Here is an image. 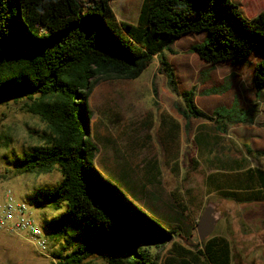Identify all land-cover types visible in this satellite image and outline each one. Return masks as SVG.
<instances>
[{
	"label": "trees",
	"instance_id": "1",
	"mask_svg": "<svg viewBox=\"0 0 264 264\" xmlns=\"http://www.w3.org/2000/svg\"><path fill=\"white\" fill-rule=\"evenodd\" d=\"M242 5L243 0H143L133 24L116 18L110 0H0V103L25 98L24 110L46 126L37 144L13 158L14 171L46 174L57 168L61 174L56 186L31 195L38 207H65L46 221L69 249H51L54 264H155L153 250L173 240V228L140 209L95 166L87 99L99 80L136 79L154 58L176 93L174 70L162 52L198 33L203 40L189 50L212 65L239 63L260 52L251 82L256 94L262 91L264 9L248 17ZM194 90L182 91L183 106H175L185 131L191 118L212 121L221 133L227 124L246 121L235 104L204 112ZM206 188L237 202L262 201L264 169L218 168L207 175ZM175 252L179 264H231L222 235L209 236L195 251Z\"/></svg>",
	"mask_w": 264,
	"mask_h": 264
},
{
	"label": "rangeland",
	"instance_id": "2",
	"mask_svg": "<svg viewBox=\"0 0 264 264\" xmlns=\"http://www.w3.org/2000/svg\"><path fill=\"white\" fill-rule=\"evenodd\" d=\"M136 1L143 0H110V5L118 17L125 15L124 9L135 8L137 21L140 7ZM242 6L246 16L253 17L264 9V0H243ZM123 21L133 23L132 19L124 18ZM202 37L203 34L182 36L172 44L171 50L162 52L174 70L176 93L169 87L157 58L136 79L111 78L99 80L94 85L87 99L90 113L87 129L97 146L94 164L140 209L175 231L170 243L153 250L155 264H179V258H175L178 247L196 250L200 242L195 226L207 205L214 207L216 218L211 235L227 238L231 264H264V202H237L206 188L208 170L214 166L226 168L219 162L210 164V155L222 161L247 156L249 164L264 168V98L263 102L260 98L256 103V114L250 112L247 117L251 123L227 124L222 133L212 121L191 118L188 129H184V148H177L185 123L175 108L183 106L180 94L192 87L195 80L200 81L212 72L200 69L199 58L189 50ZM260 58V52H255L248 62L228 66L242 65L245 83L250 78L252 63ZM222 65L220 63L214 70V75ZM212 79L211 83L217 82L216 78ZM25 102L27 99L20 98L0 103V204L7 190L17 201L27 204L47 240L46 253L50 256L51 249L69 250L67 245L65 250L62 248L65 246L62 236L54 234L46 224L65 207L57 211L49 205L38 207L31 195L37 188L56 186L61 174L57 168L46 174L14 171L13 158L22 155L28 146L37 144L39 135L46 129L36 116L24 110ZM198 130L209 133L216 140L212 154L202 151L200 157L194 155L191 137ZM249 137L263 147L248 144L251 151H246ZM54 237L57 240L53 243ZM172 255L175 259L169 260ZM0 263L54 264L51 256L39 254L25 235L2 230Z\"/></svg>",
	"mask_w": 264,
	"mask_h": 264
},
{
	"label": "crops",
	"instance_id": "3",
	"mask_svg": "<svg viewBox=\"0 0 264 264\" xmlns=\"http://www.w3.org/2000/svg\"><path fill=\"white\" fill-rule=\"evenodd\" d=\"M142 2L143 1H136L137 6L139 5V7H141L140 3L142 4ZM134 11H135V8L124 9L125 15H121L120 17H118L114 11L113 12L115 13L116 18L119 21H123L124 18L132 19L133 24H135L137 21H135V13L136 12H134ZM139 11H140V9H139ZM138 14H139V12H138ZM198 34H203V33H198ZM204 36L205 35L203 34L202 40H203ZM170 49H171V47H170ZM260 55H261V53H260ZM250 57L246 60V62H248L250 60ZM257 61L253 62L252 66H254V64ZM200 62L202 64V67L200 69H203V70L205 69V71L211 70L212 72H209V74L204 79H202L200 81L195 80L194 83L192 84V87L195 88V94H194L195 104L201 110H203L204 112H206L208 114L212 113L213 110L216 108L231 109L232 105L235 104V109L245 112L244 114L246 115L245 116L246 121L245 122L244 121L243 122H237V123H233V124L235 125L238 123H247V122L251 123V121H249L247 117H249L250 112H253L254 115L256 114V112L258 111V107L256 106V103L258 102V100L260 98H262L261 102H263V98H264V89L256 94L255 88L252 85L251 75H252L253 68L251 70L249 80L244 83V81H243L244 79L242 77L243 73H242L241 68H240L242 65L240 67H230V66H228V64H237V63L222 62L221 63V64H223L222 66H226V67L221 66L218 69V72L214 75L213 72H214V70H216V68L218 66H220V63L212 65V64L206 63L202 60H200ZM212 78H216L217 82L214 84L211 83V81L213 80ZM197 95L201 96V98L200 97L198 98ZM184 140H185V136H184V128H183L181 139L178 142V143H180V145L178 144L179 146H177V148L180 149V146H181V149L184 148V145H185ZM191 142H192V149L194 150V155L196 157H198V156L200 157L202 151H207L208 154H212V150L214 149V145L216 144V140H214V138L209 133H206L205 131H201V130H198L195 133H193V136L191 137ZM247 142L248 143H246V145H245L246 151L247 150L251 151L250 147H249L251 144L257 146L256 148H262L263 147L262 143H259L256 141V139H253L250 137L248 138ZM248 144H249V146H248ZM178 158L179 157L177 155V161L179 160ZM247 158H248L247 156H244V157L241 156L240 158L239 157H237V158L230 157L229 159H225V161H222L221 159H217L216 156L210 155L208 158V161L212 165H216L217 162H219L220 164H224L226 167L225 169H227L229 171L230 170H232V171L243 170V169L249 168V167L250 168H259V167L252 165V164H249L247 161ZM214 167L215 168H213V169L211 168L208 170L207 175L209 173L217 171L218 168L216 166H214ZM260 169H264V168H260ZM152 175H154V173H152ZM207 175H206V177H207ZM250 202L251 203L264 202V200H262V201H250Z\"/></svg>",
	"mask_w": 264,
	"mask_h": 264
},
{
	"label": "built area",
	"instance_id": "4",
	"mask_svg": "<svg viewBox=\"0 0 264 264\" xmlns=\"http://www.w3.org/2000/svg\"><path fill=\"white\" fill-rule=\"evenodd\" d=\"M0 230L16 235H25L39 254L46 253L47 240L35 223L27 204L17 201L10 190H7L3 203L0 204Z\"/></svg>",
	"mask_w": 264,
	"mask_h": 264
},
{
	"label": "water",
	"instance_id": "5",
	"mask_svg": "<svg viewBox=\"0 0 264 264\" xmlns=\"http://www.w3.org/2000/svg\"><path fill=\"white\" fill-rule=\"evenodd\" d=\"M215 222L214 207L212 205H207L199 216L195 226L200 243L211 236L214 231Z\"/></svg>",
	"mask_w": 264,
	"mask_h": 264
}]
</instances>
